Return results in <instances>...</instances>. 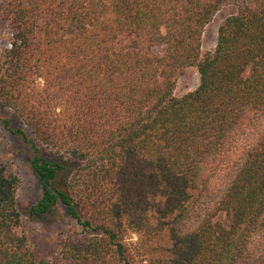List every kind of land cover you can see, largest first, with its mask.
Segmentation results:
<instances>
[{"label": "trees", "instance_id": "16d2710c", "mask_svg": "<svg viewBox=\"0 0 264 264\" xmlns=\"http://www.w3.org/2000/svg\"><path fill=\"white\" fill-rule=\"evenodd\" d=\"M4 27L0 132L30 151L28 216L66 228L29 239L0 163V264H264V0H2Z\"/></svg>", "mask_w": 264, "mask_h": 264}, {"label": "rangeland", "instance_id": "374dc122", "mask_svg": "<svg viewBox=\"0 0 264 264\" xmlns=\"http://www.w3.org/2000/svg\"><path fill=\"white\" fill-rule=\"evenodd\" d=\"M2 0H0V5ZM234 6H226L218 11L211 22L205 27L202 34V55L213 50L216 45L217 30L221 22L229 15L235 13ZM0 48L4 47L8 40L10 32L3 28L0 32ZM199 84V74L195 67L186 68L183 74L178 78L174 91L176 96H182L193 91ZM1 112L13 123V126L22 127L29 133V129L15 116V114L3 107ZM1 125V123H0ZM40 152L48 159L56 158V153L40 144ZM30 151L28 146L18 137L12 136L6 131L0 132V163L10 164L20 179V193L18 198V210L21 214L23 230L29 239H53L60 231L66 228L63 208H58L51 218H32L27 214V209L35 202L41 193L37 178L29 166ZM220 220L227 224L228 218L225 215Z\"/></svg>", "mask_w": 264, "mask_h": 264}]
</instances>
